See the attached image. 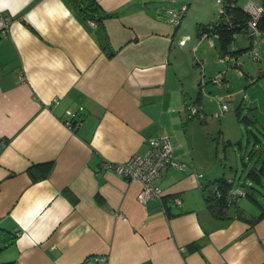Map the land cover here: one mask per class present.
I'll return each mask as SVG.
<instances>
[{"label":"crops","instance_id":"1","mask_svg":"<svg viewBox=\"0 0 264 264\" xmlns=\"http://www.w3.org/2000/svg\"><path fill=\"white\" fill-rule=\"evenodd\" d=\"M96 1L113 14L99 25L68 0H0V12L12 18L0 36V263L264 264V217L255 221L260 213L234 202L216 217L203 197L202 187L213 182L201 173L209 174V143L187 116L185 92L195 79L185 81L181 62L187 42L208 37L197 26L194 35L179 30L186 4L205 6ZM239 62L232 71L244 78ZM225 81L224 72L220 85ZM67 110L78 112L75 127L65 123ZM158 136L169 137L185 168H167L161 200L141 204V182L103 162L143 156ZM47 162L49 175L33 182L28 168ZM262 162L258 157L250 170ZM241 197L264 211L247 190Z\"/></svg>","mask_w":264,"mask_h":264},{"label":"rangeland","instance_id":"2","mask_svg":"<svg viewBox=\"0 0 264 264\" xmlns=\"http://www.w3.org/2000/svg\"><path fill=\"white\" fill-rule=\"evenodd\" d=\"M199 2L205 7L198 10L200 6L191 1L181 10L184 16L179 32L182 35H194L197 23L208 24L217 19L220 11L218 0ZM238 3L241 8L251 3L260 4L252 0H238ZM179 38V35L176 36L173 47L177 46L176 42ZM210 40L213 41V47L209 44ZM248 44H250L249 40L238 34L231 45L235 49H246ZM218 45L216 38L208 37L199 44L187 42L182 48L184 53L181 74L185 81L189 79L191 84L195 79V86L190 91L186 90L185 98L188 106H195L203 115L189 118V121L199 123L196 125L198 130L202 133L203 140L209 143L207 152L210 157L206 158L209 174L206 176V172L201 173L211 181L234 178L237 186H240L245 193L247 190L264 206V177L261 184L251 183L247 178L258 157L264 160V77H258V64L249 60L245 53L239 56L243 64L239 69L244 74V78L238 77L232 68H226V64H218ZM193 46H196L194 53ZM199 62L204 63V85H201ZM224 72L226 81L222 86L211 82L217 74ZM229 93L233 96L226 99L228 110L219 117L213 116L220 109L215 97ZM244 118L249 119V122H245ZM234 203L253 215H258L262 209L256 208L248 197H236Z\"/></svg>","mask_w":264,"mask_h":264},{"label":"built area","instance_id":"3","mask_svg":"<svg viewBox=\"0 0 264 264\" xmlns=\"http://www.w3.org/2000/svg\"><path fill=\"white\" fill-rule=\"evenodd\" d=\"M224 1L218 0L220 3L219 16H223ZM230 6H235V3L230 1ZM242 10L246 13L247 18L244 23L238 24L236 35L240 34L245 36L251 46L244 52L245 55L251 58L252 61L258 64V77H264V1L260 4L251 3L248 6L243 7ZM170 24L177 25L179 22V14L174 10L170 12ZM94 25L93 22H90ZM11 24V16L5 15L0 12V36H6ZM235 35V36H236ZM202 37L212 36L218 38V32H211L209 34L204 33ZM180 44H184L185 40H181ZM209 44L212 46L213 41L210 40ZM196 48L193 50L195 51ZM243 54V53H241ZM239 56L230 50L228 52L219 54L218 63L226 64L227 68H235L240 64ZM201 68V85H203V64H200ZM224 73L217 74L211 79V82L215 85H219L222 82ZM231 96H228L230 98ZM216 101L220 105V112L223 114L228 110L226 104V96H217ZM187 113L190 118L195 116H201L199 109L195 106H187ZM65 123L69 127H75L79 123L78 112L70 110L66 111ZM215 117H219V114H215ZM174 147L171 140L167 136L150 137L148 139V147L145 155H133L129 160L123 163L111 164L103 162V166L107 169L114 170L117 174L125 177L128 180H138L141 182V189L137 195L139 203L144 204L148 200L156 199L161 200L162 190L160 188V181L167 168L184 169L185 165L178 161L173 155ZM244 195V192L239 189H232L228 192V196L235 199L237 196ZM173 203L176 206L181 205V200L177 197L173 199Z\"/></svg>","mask_w":264,"mask_h":264},{"label":"trees","instance_id":"4","mask_svg":"<svg viewBox=\"0 0 264 264\" xmlns=\"http://www.w3.org/2000/svg\"><path fill=\"white\" fill-rule=\"evenodd\" d=\"M69 4L75 9L77 14L83 19L93 22L94 24H100L105 18L112 17L113 14L106 13L102 10L96 0H68ZM230 1L235 3V6H230ZM224 10L225 13L223 16L217 17L214 22L210 24H198L197 30L199 31V36L204 33L218 32V41H219V53H225L230 50L237 55L246 52L251 44H248L246 49H235L231 45L235 39V33H237L238 28L236 26L246 21L247 15L237 5L236 0H226L224 1ZM12 20V18H11ZM106 48L108 43L105 42ZM112 54V53H109ZM187 107V105H185ZM188 116V115H187ZM189 117V116H188ZM190 118V117H189ZM245 122H249V119L244 118ZM53 167L52 162H47L43 164H35L28 168L27 172L31 177L33 182L39 181L46 178L51 172ZM262 177H264V162H262L261 167L258 172H254L253 169L248 172L247 178L256 184H261ZM234 180L228 181L225 178L215 180L211 183L206 184L202 187L203 197L207 203V206L211 213L216 217L223 216L224 211L234 202V199L228 196V192L232 190L235 186ZM240 187V186H239ZM255 200L253 197H251ZM264 217V211L260 212L255 221ZM16 238L12 236L10 243H13ZM93 258H86L82 264H104L97 259L93 263ZM0 264H15V262H4Z\"/></svg>","mask_w":264,"mask_h":264},{"label":"clouds","instance_id":"5","mask_svg":"<svg viewBox=\"0 0 264 264\" xmlns=\"http://www.w3.org/2000/svg\"><path fill=\"white\" fill-rule=\"evenodd\" d=\"M6 6V5H5Z\"/></svg>","mask_w":264,"mask_h":264}]
</instances>
